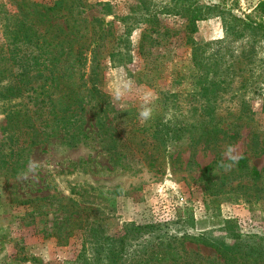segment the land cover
<instances>
[{
	"label": "rangeland",
	"instance_id": "rangeland-1",
	"mask_svg": "<svg viewBox=\"0 0 264 264\" xmlns=\"http://www.w3.org/2000/svg\"><path fill=\"white\" fill-rule=\"evenodd\" d=\"M31 1L50 5L56 0ZM84 1V16L111 22L117 36L116 41L109 37L104 45L100 89L114 108L109 118L119 111L128 112L121 116L116 131L118 137L127 139L113 147L105 136L91 133L79 144L68 147L53 138L26 150L14 175L7 170L11 159L1 153L0 264H173L167 260L171 248L178 253L184 248L187 256H197L204 264H230L213 250L189 239L182 245L185 237L226 246L235 242L232 236L237 237L243 244L258 247L264 257V177L253 183L242 171L235 181L213 187L211 193L205 188L206 179L200 178V170L215 160L212 148H203L200 143L194 155L195 165L187 166L191 154L187 140L173 141L182 146L166 152L164 144L169 140L163 138L164 128L156 138L152 131L141 128L149 121L152 125L166 123L167 127H177L190 116L191 107L201 105L189 78L172 82L173 70L189 73L190 47L178 32L183 19L163 12L164 0H153L161 26L178 33L170 36L167 43L150 48L155 54L143 58L138 55V46L145 26L127 28L117 19L131 14L133 0ZM199 1L218 5L243 19L264 0ZM227 23L221 16L199 21L193 38L211 45L208 48L215 55L226 52V59L229 54L237 58L245 55L249 80L242 100L249 118L242 122L233 120L239 100L228 94L219 102L218 111L225 114L219 127L235 122L232 125L237 127L238 137L230 145L235 146L236 160L244 154L248 167L261 170L264 37L227 30ZM112 47L120 52L113 55L111 62L107 51ZM146 64L163 66V72L150 85L147 81L151 75L138 77L139 71L146 70ZM166 89L179 96L165 101L158 90ZM145 110L149 113L147 118L141 115ZM90 119L94 124L93 114ZM4 125L0 102L3 153ZM96 130L94 125L88 132ZM253 132L257 135L255 140ZM227 145L222 143L218 149L221 160H227ZM216 176H211V180L215 181ZM148 225L153 229H139Z\"/></svg>",
	"mask_w": 264,
	"mask_h": 264
},
{
	"label": "trees",
	"instance_id": "trees-1",
	"mask_svg": "<svg viewBox=\"0 0 264 264\" xmlns=\"http://www.w3.org/2000/svg\"><path fill=\"white\" fill-rule=\"evenodd\" d=\"M133 1L135 4L129 9L131 14L117 19L123 21L127 28L145 26L138 55L143 58L152 56L155 53H151L150 48L167 43L168 38L178 32L183 34L185 43L190 47L189 73L185 75L173 70L175 77L172 82L179 83L189 78L193 88L197 89L195 95L201 99V105L191 107L190 116L177 127H167L166 123L152 125L149 121L150 124L147 122L148 125L141 128L152 131L154 138L164 128L163 138L169 140L164 144L166 152L177 151L182 141L187 140L186 146L191 152L187 166L195 165L194 155L200 143H203V148H212L215 160L200 170V178L206 179L205 188L211 193L213 187H221L233 179L235 181L242 171L253 183L263 179L264 166L261 170L248 167V158L244 154L235 163L221 160L222 152L218 150L222 143L226 142L229 146L238 137L233 122L249 118L242 100V91L249 80L247 62H244L246 57L237 58L229 54L226 59V52L215 55L208 48L211 45L198 43L193 36L197 33L199 21L221 16L228 21L227 30L231 28L237 33L246 31L254 37H264V1L258 3L254 13L242 19L221 10L218 5H207L199 0H164L161 10L184 21L178 32L161 26L153 0ZM86 6L84 0H56L50 5L31 0H0V102L5 117L1 130L6 142V151L3 153V148H0V155L2 153L3 157L11 159L7 168L10 175L17 172L26 150L53 138L68 147L79 144L91 133L95 137L105 136L113 147L120 146V142L127 139L118 137L116 131L121 116L128 112L119 111L118 115L116 113L109 118V112H113L114 108L100 89L104 45L110 41L109 37H114L116 41L117 36L110 26L111 22L85 17ZM116 49L112 47L107 51L111 62L113 55L120 52ZM145 67L146 70L138 72V77L151 75L150 81H147L150 85L154 77L163 72V66L146 64ZM233 83L237 86L234 87ZM158 92L165 96L167 102L179 96L168 89ZM228 94L239 100V108L233 113L234 121L223 128L219 124L225 114L219 113L218 106ZM92 114L94 124L90 123ZM94 125L97 130L88 132ZM252 136L254 140L257 138L255 132ZM178 140L181 143L173 142ZM127 146L128 143L125 144ZM222 164H232V167L226 170ZM211 172L212 177L217 175L215 181L211 180ZM139 229L153 228L148 225ZM231 238L235 242L228 246L203 238L185 237L180 243L183 245V241L189 239L197 246L213 250L225 263L264 264L258 247L243 244L237 237ZM168 247L171 248V243ZM168 254L167 260L173 264L180 261L181 264H204L197 256H187L184 248L181 253L171 248Z\"/></svg>",
	"mask_w": 264,
	"mask_h": 264
},
{
	"label": "clouds",
	"instance_id": "clouds-1",
	"mask_svg": "<svg viewBox=\"0 0 264 264\" xmlns=\"http://www.w3.org/2000/svg\"><path fill=\"white\" fill-rule=\"evenodd\" d=\"M141 115L144 118H147L149 113L147 110H145L144 112L141 113ZM235 151H236L235 146L229 145L227 151L224 153L225 158L235 163L236 162ZM221 166L224 167L226 170H228L232 167V164H222Z\"/></svg>",
	"mask_w": 264,
	"mask_h": 264
}]
</instances>
